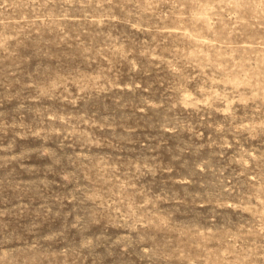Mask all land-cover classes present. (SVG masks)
<instances>
[{
    "label": "rangeland",
    "instance_id": "obj_1",
    "mask_svg": "<svg viewBox=\"0 0 264 264\" xmlns=\"http://www.w3.org/2000/svg\"><path fill=\"white\" fill-rule=\"evenodd\" d=\"M0 264H264V0H0Z\"/></svg>",
    "mask_w": 264,
    "mask_h": 264
}]
</instances>
